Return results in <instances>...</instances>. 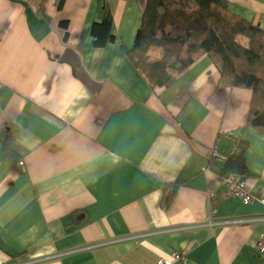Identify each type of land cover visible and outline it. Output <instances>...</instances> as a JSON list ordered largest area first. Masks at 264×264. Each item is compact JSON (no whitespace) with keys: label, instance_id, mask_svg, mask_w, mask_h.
Here are the masks:
<instances>
[{"label":"crops","instance_id":"crops-1","mask_svg":"<svg viewBox=\"0 0 264 264\" xmlns=\"http://www.w3.org/2000/svg\"><path fill=\"white\" fill-rule=\"evenodd\" d=\"M146 2L0 0V264H264V205L221 182L243 141L264 197L252 91L204 53L152 88L126 56ZM106 6L114 41L96 48ZM229 9L264 30V0Z\"/></svg>","mask_w":264,"mask_h":264},{"label":"trees","instance_id":"trees-1","mask_svg":"<svg viewBox=\"0 0 264 264\" xmlns=\"http://www.w3.org/2000/svg\"><path fill=\"white\" fill-rule=\"evenodd\" d=\"M65 0H60L62 9ZM68 22L61 26L68 30ZM112 14L106 6L101 22L92 26L94 46L114 41ZM68 33L65 38L67 39ZM154 48L162 56L153 58ZM216 58L222 79L252 91L248 126L264 135V30L229 9V0H147L143 21L127 59L152 87H162L192 66L198 55ZM247 143L221 169L243 178L248 172Z\"/></svg>","mask_w":264,"mask_h":264},{"label":"built area","instance_id":"built-area-1","mask_svg":"<svg viewBox=\"0 0 264 264\" xmlns=\"http://www.w3.org/2000/svg\"><path fill=\"white\" fill-rule=\"evenodd\" d=\"M227 183L233 186V196L240 200L243 204L249 205L252 202V197L249 194V191L244 183H236L232 178L227 180ZM264 205V200L259 202ZM240 222V221H239ZM237 223V222H235ZM212 224V223H211ZM213 225V224H212ZM218 225V224H217ZM257 249L261 252L264 251V235H262L256 245ZM186 258L181 254H174L170 260H162L159 264H175V262H185Z\"/></svg>","mask_w":264,"mask_h":264},{"label":"bare ground","instance_id":"bare-ground-1","mask_svg":"<svg viewBox=\"0 0 264 264\" xmlns=\"http://www.w3.org/2000/svg\"><path fill=\"white\" fill-rule=\"evenodd\" d=\"M235 150H236V148H235ZM235 152V151H234ZM230 178H232L233 179V181H235L236 183H244L245 185H246V187H247V189H248V191H249V194H250V196L252 197V202L251 203H253V202H262L263 200H264V197H261V196H259V195H256L255 193H253L252 191H251V189L249 188V186L247 185V183L243 180V178H238V177H236L235 175H233V174H228V175H226V174H223L222 176H221V182H222V184L223 185H225L226 187H228L229 189H230V192H231V195L233 196V186H231V185H229L228 183H227V180L228 179H230ZM233 198L234 199H236L234 196H233ZM245 205V204H244ZM213 213H215V211L213 212ZM178 254V253H177ZM182 255V254H181ZM185 258H186V261H187V257H186V255H183ZM162 261V260H161ZM186 261L184 262V263H186ZM160 262V261H159ZM175 263H178V262H175ZM183 263V262H182ZM159 264V263H158Z\"/></svg>","mask_w":264,"mask_h":264},{"label":"rangeland","instance_id":"rangeland-1","mask_svg":"<svg viewBox=\"0 0 264 264\" xmlns=\"http://www.w3.org/2000/svg\"><path fill=\"white\" fill-rule=\"evenodd\" d=\"M153 58H160L162 56V49L161 48H154V52L152 53Z\"/></svg>","mask_w":264,"mask_h":264}]
</instances>
